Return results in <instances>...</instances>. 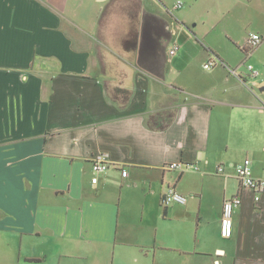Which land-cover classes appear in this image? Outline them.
<instances>
[{
    "label": "crops",
    "instance_id": "0c3cea01",
    "mask_svg": "<svg viewBox=\"0 0 264 264\" xmlns=\"http://www.w3.org/2000/svg\"><path fill=\"white\" fill-rule=\"evenodd\" d=\"M250 32L264 0H0V264H264V196L236 173L264 179Z\"/></svg>",
    "mask_w": 264,
    "mask_h": 264
},
{
    "label": "built area",
    "instance_id": "2783aa9c",
    "mask_svg": "<svg viewBox=\"0 0 264 264\" xmlns=\"http://www.w3.org/2000/svg\"><path fill=\"white\" fill-rule=\"evenodd\" d=\"M183 6L181 1H178L172 11H176ZM263 36L257 32H250L246 38L243 50L245 52L252 51L258 48L263 43ZM176 49L170 51L171 54H175ZM215 60H210L204 65L205 68L210 69L215 65ZM249 69H254L252 64L248 65ZM235 74L236 71L232 70ZM254 75H258L259 71L253 70ZM250 158L244 159L240 162L236 168L237 178L239 179L243 189H250L253 194L256 202H259L264 196V179L258 178L254 175L253 164ZM166 168L176 169L180 167L179 163H168L165 164ZM92 169L94 172V177L92 178L93 183L98 182L99 174L108 171L109 162L104 155H100L93 160ZM224 168L219 167V172H223ZM123 176L127 175V171H122ZM242 200L240 196H234L230 199H227L223 205V214L221 222V234L223 237H230L233 232V212L236 207L241 204ZM173 203L186 204L187 196L183 195L175 187H169L163 195V204L169 205Z\"/></svg>",
    "mask_w": 264,
    "mask_h": 264
},
{
    "label": "trees",
    "instance_id": "16d2710c",
    "mask_svg": "<svg viewBox=\"0 0 264 264\" xmlns=\"http://www.w3.org/2000/svg\"><path fill=\"white\" fill-rule=\"evenodd\" d=\"M110 95L115 100H117L119 102H124L130 98L131 92L126 88L116 86V87H113L112 91H110Z\"/></svg>",
    "mask_w": 264,
    "mask_h": 264
},
{
    "label": "rangeland",
    "instance_id": "374dc122",
    "mask_svg": "<svg viewBox=\"0 0 264 264\" xmlns=\"http://www.w3.org/2000/svg\"><path fill=\"white\" fill-rule=\"evenodd\" d=\"M239 52L241 53L242 57H243V55H244V57H245V54H246V53H245L244 51H241V50L239 49ZM257 54H259V51H257V49L251 51V54L249 55V58H248V59H249L248 62H249V63H250V62L254 63V59H256ZM241 55H240V57H241ZM109 90L112 91V90H113V87H112V86H109Z\"/></svg>",
    "mask_w": 264,
    "mask_h": 264
}]
</instances>
